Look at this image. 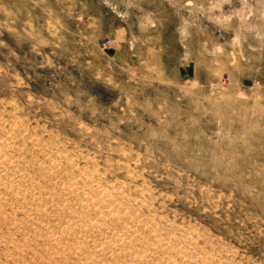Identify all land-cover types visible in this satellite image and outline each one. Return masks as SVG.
Segmentation results:
<instances>
[{
  "label": "rangeland",
  "instance_id": "rangeland-1",
  "mask_svg": "<svg viewBox=\"0 0 264 264\" xmlns=\"http://www.w3.org/2000/svg\"><path fill=\"white\" fill-rule=\"evenodd\" d=\"M0 99L232 264H264V0H0ZM3 226L0 264H73Z\"/></svg>",
  "mask_w": 264,
  "mask_h": 264
},
{
  "label": "bare ground",
  "instance_id": "bare-ground-1",
  "mask_svg": "<svg viewBox=\"0 0 264 264\" xmlns=\"http://www.w3.org/2000/svg\"><path fill=\"white\" fill-rule=\"evenodd\" d=\"M2 108L0 221L9 235H20L22 244L14 241V248L34 243L58 262L73 264H232L198 235L155 213L138 181L132 188L109 180L91 155L70 150L51 132L39 133L26 116Z\"/></svg>",
  "mask_w": 264,
  "mask_h": 264
}]
</instances>
